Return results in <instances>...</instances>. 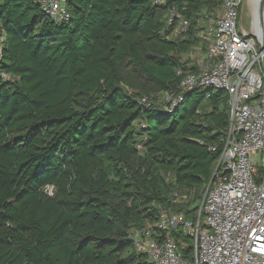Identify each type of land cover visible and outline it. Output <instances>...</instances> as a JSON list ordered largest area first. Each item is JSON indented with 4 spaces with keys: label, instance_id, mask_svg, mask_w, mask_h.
Instances as JSON below:
<instances>
[{
    "label": "trees",
    "instance_id": "trees-1",
    "mask_svg": "<svg viewBox=\"0 0 264 264\" xmlns=\"http://www.w3.org/2000/svg\"><path fill=\"white\" fill-rule=\"evenodd\" d=\"M66 1L58 22L37 0H0V264H153L130 228L162 207L197 214L228 103L206 87L169 110L140 98L179 92L223 0ZM173 236L191 258L189 236Z\"/></svg>",
    "mask_w": 264,
    "mask_h": 264
},
{
    "label": "built area",
    "instance_id": "built-area-1",
    "mask_svg": "<svg viewBox=\"0 0 264 264\" xmlns=\"http://www.w3.org/2000/svg\"><path fill=\"white\" fill-rule=\"evenodd\" d=\"M54 21L70 17L66 0H37ZM160 5L165 0H151ZM243 0H223L215 17L205 15L208 42L194 59L196 70L177 68L179 92H163L169 110L183 93L200 87L227 94L228 125L224 145L212 179L206 184L197 220L183 211L160 208L155 222L132 226L129 237L153 264H264V70L262 52L254 32L239 26ZM178 19L174 35L184 33L188 21ZM0 37V46H1ZM0 77L10 76L0 70ZM145 106L153 101L142 96ZM189 196L178 202L189 201ZM179 229L193 239L192 257L182 251L173 232Z\"/></svg>",
    "mask_w": 264,
    "mask_h": 264
},
{
    "label": "rangeland",
    "instance_id": "rangeland-1",
    "mask_svg": "<svg viewBox=\"0 0 264 264\" xmlns=\"http://www.w3.org/2000/svg\"><path fill=\"white\" fill-rule=\"evenodd\" d=\"M202 26H203V28H202V31L200 32L199 36H200L201 39H203L207 43L208 41L206 39L202 38L203 33L206 30V23H203ZM239 26H242L244 29H246L249 32L252 31L253 21H252L251 5L249 3V0H243V5H242V9H241V19L239 21ZM177 28H178V25L175 26V29H177ZM207 45H208V43H207ZM199 55L200 54L197 51L192 50L190 53L184 54L183 58L194 61L195 57L199 56ZM148 97H149V100H152V101H155V102H160V104L162 105V108L165 106L166 101H167L164 98V95H162V94H154V93H152ZM46 191L48 193H51L52 192V188L51 187H46ZM192 217H193L194 221L197 220V214L196 213H192L191 217H187L186 216V218H192ZM178 231L181 232L182 234H184L181 229H179ZM187 243L189 245H193V239L188 237Z\"/></svg>",
    "mask_w": 264,
    "mask_h": 264
},
{
    "label": "bare ground",
    "instance_id": "bare-ground-1",
    "mask_svg": "<svg viewBox=\"0 0 264 264\" xmlns=\"http://www.w3.org/2000/svg\"><path fill=\"white\" fill-rule=\"evenodd\" d=\"M249 3L251 5V11H252V31L258 38H262L264 35V27H260V18L262 17L263 23H264V12L263 15H260L259 12V0H249Z\"/></svg>",
    "mask_w": 264,
    "mask_h": 264
},
{
    "label": "water",
    "instance_id": "water-1",
    "mask_svg": "<svg viewBox=\"0 0 264 264\" xmlns=\"http://www.w3.org/2000/svg\"><path fill=\"white\" fill-rule=\"evenodd\" d=\"M259 12H260V15L262 16L263 12H264V0H259ZM260 27L261 28L264 27L262 17L260 18ZM257 40H258L257 44H258L259 50L262 52V66H263V70H264V35L262 36V38L257 37ZM215 171H216V169H215Z\"/></svg>",
    "mask_w": 264,
    "mask_h": 264
}]
</instances>
